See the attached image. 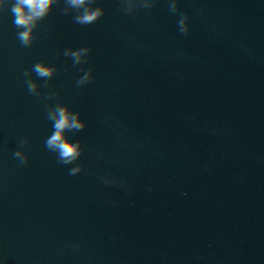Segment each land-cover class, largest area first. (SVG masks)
<instances>
[{
	"label": "water",
	"instance_id": "obj_1",
	"mask_svg": "<svg viewBox=\"0 0 264 264\" xmlns=\"http://www.w3.org/2000/svg\"><path fill=\"white\" fill-rule=\"evenodd\" d=\"M177 3L187 34L169 0L90 25L59 0L30 47L0 9V264H264V0ZM58 104L87 125L73 165L45 147Z\"/></svg>",
	"mask_w": 264,
	"mask_h": 264
},
{
	"label": "clouds",
	"instance_id": "obj_2",
	"mask_svg": "<svg viewBox=\"0 0 264 264\" xmlns=\"http://www.w3.org/2000/svg\"><path fill=\"white\" fill-rule=\"evenodd\" d=\"M59 0H12L10 12L13 15V25L17 31V38L24 47H30L35 40L34 32L40 26V22L44 20L52 11L53 6ZM9 0H0V9H3ZM67 5L63 9L64 15H68L72 10L77 14L73 17V21L80 25H90L97 22L104 16L105 11L100 7H92L95 0H64ZM123 5L122 11L124 14H130L137 8L151 9L155 6V0H121ZM169 10L173 14H180L178 20V30L182 34L189 32L188 16L181 13L178 7L177 0H169ZM91 49L84 47L78 50L67 49L64 52L66 57H71L74 65L87 63V56ZM57 69L49 66L46 63L40 62L33 65L31 72L36 73L41 79L50 80ZM31 72L25 71L24 76L28 77L25 83L28 91L34 95H40L38 85L31 79ZM93 80L92 70L88 69L77 81L78 86L91 83ZM48 87L47 84L44 85ZM59 94L52 92L49 94V99H54ZM47 118L52 122L53 132L45 140V147L48 151L57 154V160L63 165H73L83 154L82 146L79 142H71L66 135L70 131H82L86 128V123L80 119V113L72 112L67 106L56 105L49 109ZM28 141L25 139L21 142V148ZM14 157L21 165H26L29 162V157L23 151L13 153ZM83 171L82 166H75L69 169V175L75 176Z\"/></svg>",
	"mask_w": 264,
	"mask_h": 264
}]
</instances>
